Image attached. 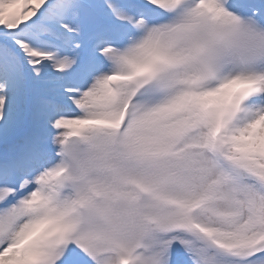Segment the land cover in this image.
<instances>
[{
    "label": "snow or ice",
    "instance_id": "snow-or-ice-1",
    "mask_svg": "<svg viewBox=\"0 0 264 264\" xmlns=\"http://www.w3.org/2000/svg\"><path fill=\"white\" fill-rule=\"evenodd\" d=\"M0 264H264V0H0Z\"/></svg>",
    "mask_w": 264,
    "mask_h": 264
}]
</instances>
